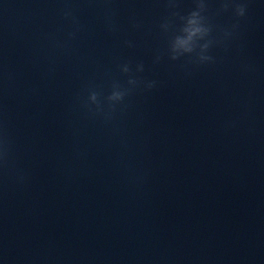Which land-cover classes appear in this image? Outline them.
<instances>
[{
    "label": "clouds",
    "instance_id": "1",
    "mask_svg": "<svg viewBox=\"0 0 264 264\" xmlns=\"http://www.w3.org/2000/svg\"><path fill=\"white\" fill-rule=\"evenodd\" d=\"M223 7L226 9L228 7V5L225 4ZM235 10H236V14L238 16H244V14H245V5L238 4L236 6ZM210 32H211V28L209 26H206V27H203V28L197 27V28L193 29V34L201 33L203 36H206V37H208L210 35ZM226 35H227V33H226ZM179 43L181 45H186L187 41H179ZM213 43H214L213 40H211V39L207 40V42L203 46L202 51L200 53H197L198 62L205 63V62H211L212 61L213 58L210 55H207L206 53H207L210 45H212ZM183 51L185 53L191 54L193 52V49L191 47H184ZM178 57H180V56L179 55H172L171 58L173 60H175ZM141 70H142V68H141ZM153 84H154V82L149 83L148 87L149 88L153 87ZM128 91L129 90H120L118 85H114L113 86V91L111 92V94L108 96L107 99L113 105L115 103L122 102L124 100L125 96L128 94ZM89 98H90L91 101L97 102V93L96 92H92ZM5 155H6V153H5Z\"/></svg>",
    "mask_w": 264,
    "mask_h": 264
}]
</instances>
